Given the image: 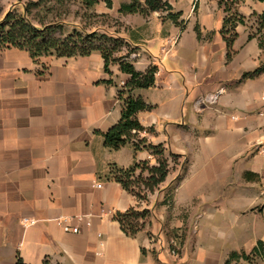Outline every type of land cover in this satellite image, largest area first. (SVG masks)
<instances>
[{
    "label": "crops",
    "instance_id": "0c3cea01",
    "mask_svg": "<svg viewBox=\"0 0 264 264\" xmlns=\"http://www.w3.org/2000/svg\"><path fill=\"white\" fill-rule=\"evenodd\" d=\"M97 1L95 10L118 16L124 38L149 58L134 62L135 69L157 67L155 85L134 95L153 107L137 114L150 129L140 137L162 146L169 172L144 199L107 178L112 164H158L150 151L134 153L129 144L110 149L99 135L121 117L116 94L128 76L117 65L109 77L92 53L77 57H96L90 66L55 62L38 73L27 52L1 51L0 264L17 258L24 264H225L232 253L239 259L230 264H264V255L253 253L264 242V72L243 79L264 65V50L239 26L226 62L221 0H161L181 12L183 31L164 19L166 12L147 19L119 14L132 0H111L110 9ZM263 10L257 0L238 6L242 15ZM148 21L152 31L144 35ZM195 26L213 32L212 39L197 40ZM189 29L194 34L182 44ZM155 31L164 42L159 60L148 52ZM109 78L114 85L104 82ZM171 154L180 156L178 169L171 168ZM131 208L149 215L129 237L113 216ZM168 229H185L176 256Z\"/></svg>",
    "mask_w": 264,
    "mask_h": 264
},
{
    "label": "trees",
    "instance_id": "16d2710c",
    "mask_svg": "<svg viewBox=\"0 0 264 264\" xmlns=\"http://www.w3.org/2000/svg\"><path fill=\"white\" fill-rule=\"evenodd\" d=\"M69 1L72 0H26L21 5V10L12 9L5 13L0 20V51L8 49L25 51L34 64H39L41 58H77L99 53L103 60L104 73L107 76H112L110 71L112 65H117L119 71L128 76L116 94L121 105L120 120L107 132L99 133V135L107 148L118 149L129 144L134 153L147 150L158 157L157 166H149L147 162L135 161L132 166L126 169L119 168L115 164L109 167L108 179L119 183L125 191L137 199H144V193H152L165 180L169 172V164L164 158L162 146L148 144L145 138L140 137L141 133H147L150 129H146L140 124L137 114L149 112L153 107L134 95L137 90L149 89L155 85L157 67L151 64L143 71L136 70L133 63L126 60L130 53L136 51L131 48L134 44L130 40L119 37L117 32L100 33L96 28L86 31L79 22L68 20L71 14L75 19L78 15L77 12L72 13L70 10ZM244 1L221 0L219 3L221 7L223 6L225 14L220 35L226 47V62L231 61L235 53L232 47L238 36L235 31L238 25L246 26L247 40H256L258 48L264 50V10L259 14H253L248 19L231 11V6L236 7ZM257 1L264 4V0ZM78 2L87 9L98 4L97 0H78ZM104 3L108 9L111 8V0H104ZM155 11L166 12L164 19L181 27V31L185 29L184 22L179 21L181 12L173 13L171 6L161 0H143V4L139 0H132L129 4H122L118 13L147 16ZM95 16L92 14L90 17ZM101 16L106 17L107 15L102 14ZM195 33L197 39L200 40L201 33L198 26L195 27ZM121 48H124L125 56L121 55L119 58H115L114 53L119 52ZM261 72H264V65L252 73L244 74L243 79L255 77ZM104 82L114 85L111 78ZM170 157L173 161L180 158L174 154H171ZM137 170H140L141 173L146 171L147 177H136ZM136 189L138 190L136 191ZM148 215L149 210L147 209L139 211L131 208L123 213L117 212L113 219L119 223L126 236L132 237L144 226ZM253 253L256 256L264 255V242H258ZM237 259L239 256L232 253L225 264H230L231 261ZM16 264L24 263L17 258Z\"/></svg>",
    "mask_w": 264,
    "mask_h": 264
},
{
    "label": "rangeland",
    "instance_id": "374dc122",
    "mask_svg": "<svg viewBox=\"0 0 264 264\" xmlns=\"http://www.w3.org/2000/svg\"><path fill=\"white\" fill-rule=\"evenodd\" d=\"M25 2H26V0H0V20H1V18H3L5 13H7L8 11H10L12 9L21 10V5ZM241 3H243V2H241ZM241 3H239V4H241ZM68 4H69V8L72 11V13H75V12L78 13L76 19L73 18L72 14H71V16L68 18V20H70V21L75 20L76 22H79L81 24V26L86 29V31H90L91 29L96 28V30H98L100 33L117 32L116 34L122 38H124V35L127 34V33H125V32H127L126 28H124V27H126V25L120 22L118 16L107 15L106 17H102L101 16L102 14L98 13L95 10V8H94L95 6L87 9V8H85L84 5H81L78 2V0L69 1ZM239 4L236 7L231 6V11L238 13L240 16L244 17L245 19H248L253 14H259L257 12H252L249 15H242L238 12ZM222 10H223V6H222ZM157 12H160V11H157ZM151 13H149L147 16H142V15L141 16L143 18L147 19L146 17H150ZM92 14H95L96 16L90 17V16H92ZM224 17H225V15H224ZM148 22L149 23H147V25H145V27H144V29H145L144 35H149L152 31V25L150 23L151 21H148ZM239 26L244 28V30L247 34V31H248L247 27L242 26V25H238L237 27H239ZM176 27H179V26H176ZM184 28H185V25H184ZM179 30L181 31V27H179ZM235 31H236V29H235ZM155 33H156V31L154 32V35L152 36V38H150V40H149L148 52L150 53L151 58L153 57V59L159 60L162 56L161 49H162V47H164V42L162 41L160 36H158ZM194 33H195V29H194ZM194 33H193L192 29H189L188 31L184 32L183 36L181 37V43L182 44L189 43V39L193 36ZM200 33H201V31H200ZM195 35H196V33H195ZM200 36L202 37V38H200V40L210 41L212 39L213 32H202L200 34ZM196 37H197V35H196ZM131 48L136 49V51L132 52V53H130V55H128V57L126 58L127 61H131L132 63H134L136 61L140 62L142 60L149 59L147 57V55L144 54L143 51H141V49L139 47L133 45ZM232 49H233V47H232ZM138 52H141V54H138ZM124 54H126V52L124 51V48H121V50L119 52L114 53V57L119 58L121 55L123 56ZM95 58L96 57H90L88 59L87 58H85V59L77 58L75 60H69V61L66 59H60L58 62H57L58 59H56L54 57L41 58L39 60V64H37V66H36V68H34V70L38 73H44L49 68H51V66L55 62L59 63L61 65L76 62L75 64H77V66H82V65L90 66V65H92V62H93V60H95ZM172 162H173V166L171 168L178 169V167H180L179 163L177 164V161H173V159H172ZM176 165H178V166H176ZM138 173H139V171H138ZM138 173H136V177L140 176L142 178H145L148 175L146 171L142 172V173H144L143 176H142L141 172H140V174H138ZM137 190L138 189H136V191ZM139 190H141V189L139 188ZM140 224H141V222H140ZM144 225H145V223H144ZM181 230L182 231L176 230V229H168L165 231L166 236H168L169 238H172L174 242L176 241L175 242L176 244L170 243V245H169L170 249L175 253L174 256H176L177 253L179 252L178 244H180V242L183 241L184 237L186 236L185 229H181Z\"/></svg>",
    "mask_w": 264,
    "mask_h": 264
},
{
    "label": "built area",
    "instance_id": "2783aa9c",
    "mask_svg": "<svg viewBox=\"0 0 264 264\" xmlns=\"http://www.w3.org/2000/svg\"><path fill=\"white\" fill-rule=\"evenodd\" d=\"M217 95H218V94L214 95L213 97H210V98H209V101H212V102H213V101L216 99ZM143 133H144V132H143ZM141 134H142V133H141ZM141 134H140V136H141ZM101 186H102L101 184H97V185H96L97 188H101ZM26 221H27V220H24V223H26ZM33 223H34L33 221H30V222H29V224H33ZM63 230H64L65 232H71V233H73V234H78V233H79V229H78L77 227H69V226L64 225V226H63ZM173 253H174V252H173Z\"/></svg>",
    "mask_w": 264,
    "mask_h": 264
}]
</instances>
